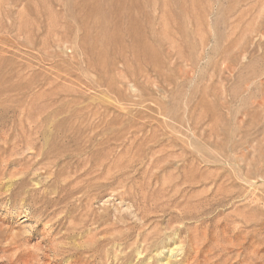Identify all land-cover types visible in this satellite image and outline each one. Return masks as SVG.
Wrapping results in <instances>:
<instances>
[{"label":"rangeland","instance_id":"rangeland-1","mask_svg":"<svg viewBox=\"0 0 264 264\" xmlns=\"http://www.w3.org/2000/svg\"><path fill=\"white\" fill-rule=\"evenodd\" d=\"M0 264H264V0H0Z\"/></svg>","mask_w":264,"mask_h":264},{"label":"bare ground","instance_id":"bare-ground-1","mask_svg":"<svg viewBox=\"0 0 264 264\" xmlns=\"http://www.w3.org/2000/svg\"><path fill=\"white\" fill-rule=\"evenodd\" d=\"M185 229H186V226H183V227H181V229L180 230H178V231H181L182 233H184L185 232ZM177 231V232H178ZM176 232V233H177ZM164 236V235H163ZM175 236V235H174ZM178 237V236H177ZM158 238H160V237H158ZM163 238V237H162ZM162 238H161V240H162ZM167 239V238H166ZM164 240H165V238H164ZM163 240V241H164ZM177 243V242H176ZM156 244H157V242H156ZM168 247H169V249H168ZM165 248H167L168 249V253L172 256V255H175V249L176 248H173V249H171V247L169 246V244H165ZM179 251H181V249H179ZM47 253V252H46ZM163 254H165V253H163ZM179 256V255H178ZM174 257V256H173Z\"/></svg>","mask_w":264,"mask_h":264}]
</instances>
